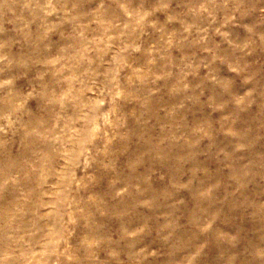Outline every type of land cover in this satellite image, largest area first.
<instances>
[{
	"label": "rangeland",
	"instance_id": "obj_1",
	"mask_svg": "<svg viewBox=\"0 0 264 264\" xmlns=\"http://www.w3.org/2000/svg\"><path fill=\"white\" fill-rule=\"evenodd\" d=\"M0 264H264V0H0Z\"/></svg>",
	"mask_w": 264,
	"mask_h": 264
}]
</instances>
